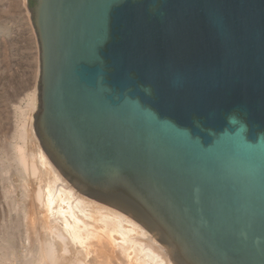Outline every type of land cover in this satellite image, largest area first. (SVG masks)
<instances>
[{
    "label": "water",
    "instance_id": "95a60500",
    "mask_svg": "<svg viewBox=\"0 0 264 264\" xmlns=\"http://www.w3.org/2000/svg\"><path fill=\"white\" fill-rule=\"evenodd\" d=\"M34 134L173 264H264V0H27Z\"/></svg>",
    "mask_w": 264,
    "mask_h": 264
},
{
    "label": "bare ground",
    "instance_id": "6f19581e",
    "mask_svg": "<svg viewBox=\"0 0 264 264\" xmlns=\"http://www.w3.org/2000/svg\"><path fill=\"white\" fill-rule=\"evenodd\" d=\"M24 97L28 130L17 132L2 168L12 172L4 199L14 212L0 222V264H173L139 223L81 194L59 173L34 134L36 91ZM26 138L29 149L21 145Z\"/></svg>",
    "mask_w": 264,
    "mask_h": 264
},
{
    "label": "rangeland",
    "instance_id": "374dc122",
    "mask_svg": "<svg viewBox=\"0 0 264 264\" xmlns=\"http://www.w3.org/2000/svg\"><path fill=\"white\" fill-rule=\"evenodd\" d=\"M13 2L18 3V6ZM25 10L27 11V0H25V6L22 0H0V222L1 219L3 222L8 213L14 212L13 204L4 199V187L11 182L12 172L3 173L2 168L8 164L6 158L10 159L14 144L18 143L17 132L28 130L27 123L21 118L24 117L22 107L26 104L24 96L33 90L36 91L38 76V46L30 14ZM20 108L22 112L19 111ZM36 111L37 101L32 115ZM22 122H25L23 130L20 125L23 124ZM29 141L31 140L26 138L21 145L29 149L27 145Z\"/></svg>",
    "mask_w": 264,
    "mask_h": 264
},
{
    "label": "trees",
    "instance_id": "16d2710c",
    "mask_svg": "<svg viewBox=\"0 0 264 264\" xmlns=\"http://www.w3.org/2000/svg\"><path fill=\"white\" fill-rule=\"evenodd\" d=\"M29 5L32 6V0H29Z\"/></svg>",
    "mask_w": 264,
    "mask_h": 264
}]
</instances>
